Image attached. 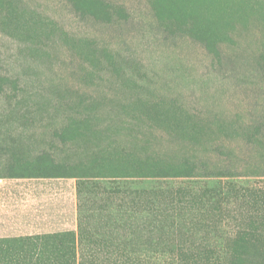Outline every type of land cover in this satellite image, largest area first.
I'll list each match as a JSON object with an SVG mask.
<instances>
[{"label": "rangeland", "instance_id": "1", "mask_svg": "<svg viewBox=\"0 0 264 264\" xmlns=\"http://www.w3.org/2000/svg\"><path fill=\"white\" fill-rule=\"evenodd\" d=\"M93 3L0 0V175L44 156L79 176L82 232L130 217L142 252L88 240L87 264H264V0ZM183 160L194 177L140 175ZM71 237L0 264H65Z\"/></svg>", "mask_w": 264, "mask_h": 264}, {"label": "crops", "instance_id": "2", "mask_svg": "<svg viewBox=\"0 0 264 264\" xmlns=\"http://www.w3.org/2000/svg\"><path fill=\"white\" fill-rule=\"evenodd\" d=\"M81 190L79 179L54 175H36L30 172H7L0 175V247L6 254L13 249H26V245L62 243L66 235L75 239L68 245V256L75 243L77 263L87 258L84 241L126 239L123 232L98 229L88 233L79 230L81 223ZM125 243V242H124ZM70 244V245H69ZM116 243L115 255H124V248ZM91 244V254H96ZM103 245V244H102ZM123 245H126L123 244ZM109 247V246H108ZM112 249H108L110 252ZM8 251V252H7ZM4 255V252H2ZM9 255V254H8ZM107 257H112L111 253ZM70 259V257H69Z\"/></svg>", "mask_w": 264, "mask_h": 264}, {"label": "trees", "instance_id": "3", "mask_svg": "<svg viewBox=\"0 0 264 264\" xmlns=\"http://www.w3.org/2000/svg\"><path fill=\"white\" fill-rule=\"evenodd\" d=\"M76 1H77V6H76L75 9H77V10H79V8H82L85 4L90 3V2H91V7L95 6V4L93 3V0H76ZM86 10L90 11V8H85V6H84L83 11H86ZM81 13H84V12H81ZM96 14L97 13H93L92 15H95L96 18L100 19L101 17H98ZM72 130H74V128L66 127L63 131H64V134L68 137V135H67L68 133L67 132H70ZM46 158L44 156L43 157L39 156V157H37V161L35 160L36 162L35 161L33 162L34 165L28 164V166L27 165L25 166L24 162H19V163H16L17 166H13L11 168H14V169H19L20 168L21 169L20 171L26 169V170H24L22 172H30V173H33V174H36V175H54V176L56 175V176L72 177V178L79 179V176H75L74 174H70V173H68V174H63L62 173L61 174V173H49V172H44V171H42V173H41V171H39V170H47L45 168H47V167L51 168L55 164L54 161L50 160V158H48L49 162H47ZM153 167L154 168H150V167L146 168L142 173H140V175H142L141 177H143V178H153V179L192 178V177H194V171H195L194 167L189 163L188 160H183L182 162H180L178 164H169V165L165 164L164 162H161V163L155 164ZM27 169H29V170H27ZM65 170H70V168L69 167H65ZM128 174H130V173H128ZM133 176H136V174L131 173L129 175V177H133ZM159 194H160L159 191H157V190L155 192L153 191V198H154L153 200H155L160 205L154 203L156 205V207H154L155 210L153 208H151L157 215V217H152V222H154L155 219H158V225L157 226L162 227V229H164V228L167 229V227L165 226V225H167L166 219L172 218V215L164 213V211L167 212V209H165V207H162V204L159 202L160 201ZM164 202H165V200H164ZM170 205L174 206V203H171ZM110 219H112L111 220L112 222H115V223L112 224L111 227H109V225H107V227L110 228V231H113V232H116V233L123 232L124 237H126V235H128V241H127L128 245H126V247H124V250H123L124 256L127 257V256H131V254H132V255H134L136 257L137 254H139V252H142V251L140 249L134 250L133 253H131L132 251L131 252L129 251V244H130L129 221H130V217L129 216L124 217V218L117 217V220H119V221L122 220V223H119L116 219H114L112 217ZM80 225H81V223L79 221V224H78L79 230L81 228ZM163 226H165V227H163ZM108 228H107V230L109 231ZM150 234H153L154 236H158L157 232H151V233H149V235ZM150 236H152V235H150ZM134 239H138V238H134ZM72 245L73 246L71 248V254L68 256V258L70 257V259L68 261H66L65 264H87L83 260H80L77 263V261H76L75 243H73Z\"/></svg>", "mask_w": 264, "mask_h": 264}]
</instances>
